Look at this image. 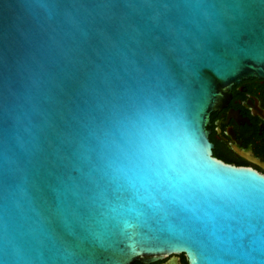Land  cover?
<instances>
[{
    "label": "water",
    "instance_id": "obj_1",
    "mask_svg": "<svg viewBox=\"0 0 264 264\" xmlns=\"http://www.w3.org/2000/svg\"><path fill=\"white\" fill-rule=\"evenodd\" d=\"M263 75L264 0H0V264H264L206 130Z\"/></svg>",
    "mask_w": 264,
    "mask_h": 264
},
{
    "label": "flooded vegetation",
    "instance_id": "obj_2",
    "mask_svg": "<svg viewBox=\"0 0 264 264\" xmlns=\"http://www.w3.org/2000/svg\"><path fill=\"white\" fill-rule=\"evenodd\" d=\"M226 94L225 105L209 114L206 126L212 157L264 177V75L242 78ZM169 263L188 264V260L180 255L150 264Z\"/></svg>",
    "mask_w": 264,
    "mask_h": 264
}]
</instances>
